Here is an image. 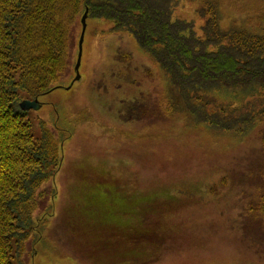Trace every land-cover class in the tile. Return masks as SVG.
Here are the masks:
<instances>
[{
	"label": "rangeland",
	"instance_id": "1",
	"mask_svg": "<svg viewBox=\"0 0 264 264\" xmlns=\"http://www.w3.org/2000/svg\"><path fill=\"white\" fill-rule=\"evenodd\" d=\"M219 1L226 24L254 23L264 8ZM202 3L181 0L173 14L198 26ZM86 22L80 78L72 82L73 70L31 109L50 127L79 120L54 177L55 216L30 264H264V220L246 208L264 188L254 170H264V127L241 141L181 115L162 120L161 67L128 32Z\"/></svg>",
	"mask_w": 264,
	"mask_h": 264
},
{
	"label": "trees",
	"instance_id": "2",
	"mask_svg": "<svg viewBox=\"0 0 264 264\" xmlns=\"http://www.w3.org/2000/svg\"><path fill=\"white\" fill-rule=\"evenodd\" d=\"M202 1L197 26L173 14L181 0H0V264H30L55 216L54 177L79 118L50 127L19 102L70 82L85 9L161 67L162 120L181 115L241 141L264 127V8L254 23L226 24L219 0ZM256 196L246 208L264 220V188Z\"/></svg>",
	"mask_w": 264,
	"mask_h": 264
},
{
	"label": "water",
	"instance_id": "3",
	"mask_svg": "<svg viewBox=\"0 0 264 264\" xmlns=\"http://www.w3.org/2000/svg\"><path fill=\"white\" fill-rule=\"evenodd\" d=\"M87 19V9L83 12L80 22H81V30L78 38V50H77V56H76V61L74 64V71H75V76L72 79V82L74 80H77L80 78V72H79V66L81 63V56H82V50H83V40H84V34H85V29H86V22ZM69 87V86H67ZM19 105L23 109H38L41 106V102L39 101L38 97L34 98H22L19 102Z\"/></svg>",
	"mask_w": 264,
	"mask_h": 264
}]
</instances>
